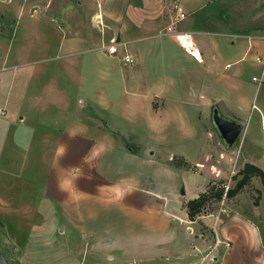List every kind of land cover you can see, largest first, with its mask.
Segmentation results:
<instances>
[{
    "label": "rangeland",
    "instance_id": "1",
    "mask_svg": "<svg viewBox=\"0 0 264 264\" xmlns=\"http://www.w3.org/2000/svg\"><path fill=\"white\" fill-rule=\"evenodd\" d=\"M124 1L0 0V105L7 107L0 115V251L10 264H81L83 255H120L110 234L117 222L134 231L131 237L163 222L210 236L216 217L224 230L236 229L225 219L229 208L221 211L235 196L212 198L194 220L187 201L209 186L234 187L246 161L264 169V62L255 58L264 60V52L249 46L252 38L233 37L242 58L225 71L241 70L244 103L238 104L231 89L224 97L219 87L205 88L197 77L204 65L159 31L140 40L126 36L138 57L125 64L123 48L116 55L98 48L112 38L124 40ZM205 6L197 14L205 29L264 35V0ZM182 27H196L191 16L179 22ZM192 36L196 45L203 37ZM219 38L232 46V37ZM214 103L243 125L229 148L211 122ZM63 128L80 135H64L55 152ZM89 145L95 154L87 152ZM186 161L195 166L186 169ZM238 193L246 213L235 216L241 246L256 234L248 214L256 216L264 237V187L253 177ZM257 254L245 253V264H257L248 260Z\"/></svg>",
    "mask_w": 264,
    "mask_h": 264
},
{
    "label": "crops",
    "instance_id": "2",
    "mask_svg": "<svg viewBox=\"0 0 264 264\" xmlns=\"http://www.w3.org/2000/svg\"><path fill=\"white\" fill-rule=\"evenodd\" d=\"M116 2L122 0H115ZM205 2L198 5H189L187 0H179L181 6L184 10V5H189L193 9L186 13L187 15L192 17V23L196 27L192 28H183L184 31L190 32L191 35L194 33L202 34L203 37L198 39L197 49L200 52V56H197L196 60L200 64L204 65L205 73L204 75L197 76L201 81H203V86L205 88L211 87H219L221 88V93L224 97L229 95V89H231L232 96H235V99L232 101L235 103H244V91L240 90V86H242V77L241 70L237 68L236 70H232L231 72L225 71V69L232 62H237L242 58V51H239V48L235 46L236 38L233 37H248L252 38L253 41H249V46H254L257 49H260L264 52V35L263 34H245L243 32H235L234 30H230L227 28L218 27L216 29H205L199 26L198 21V11L203 8V5L207 7L212 3L213 0H204ZM209 1L208 4L206 2ZM184 2V3H181ZM186 3V4H185ZM149 10V14L147 10ZM125 20L123 30V38L126 39V36H131L127 41L132 40H140L145 37H151V33L154 35L158 34V31L162 28L168 26L172 23L174 19H178V12L174 9V0H125L123 7ZM185 12V10H184ZM117 13V12H116ZM185 18L179 20V22L183 21ZM177 23V26L179 25ZM206 26V25H205ZM138 34H143V36H139ZM137 35V36H135ZM146 35V36H145ZM153 35V36H154ZM160 35V34H159ZM208 35V36H207ZM215 35V37H214ZM160 36H167V38L174 39L173 41H177L181 48H184L176 37L173 34H165ZM219 36H230L231 47H228L227 44L223 45L225 40L220 39ZM193 37V36H192ZM218 37V38H217ZM188 48V47H187ZM189 49V48H188ZM193 52L191 49H189ZM138 54V53H137ZM137 54H133L135 61L138 57ZM192 55V54H190ZM193 56V55H192ZM194 57V56H193ZM195 58V57H194ZM225 62L223 66L222 63ZM225 71V72H224ZM253 78V77H252ZM216 82L214 83V81ZM226 93V94H225ZM213 102L214 100L211 99ZM255 104V103H254ZM0 107H7L5 105H0ZM221 109V107H219ZM221 111V110H220ZM18 113V112H17ZM7 114V111H6ZM5 114V115H6ZM20 124H24L26 120L25 114H20L18 116ZM13 121V118H12ZM5 124V122H4ZM3 123H0L2 127ZM72 133L71 135H78V132H70L67 130L61 129L57 134L56 139V147L55 152L59 151L63 144V136L66 134ZM80 135V134H79ZM84 134H81L83 136ZM86 136V135H85ZM85 138V137H82ZM86 139V138H85ZM96 144V143H93ZM102 144L100 139L96 145L99 146ZM91 146V148H90ZM93 145H89V149L87 152L95 154L92 149ZM90 153L88 155H90ZM53 158V157H52ZM54 160V161H53ZM56 158L52 159L49 167V173L45 180V192L47 193V189L49 187V177L52 172V168ZM128 186H126L127 188ZM125 189V188H124ZM144 189V188H143ZM125 191V190H124ZM146 193H150L147 189L143 190ZM143 193V192H142ZM198 194L192 197H196ZM239 193L235 196L230 203V207L228 212H225V219H230L232 221V225L237 229L239 226L235 221V216H239L244 218L241 214L245 213L244 208L242 209L241 204L236 200L238 199ZM151 197V196H150ZM191 198V197H189ZM149 199V197H148ZM147 199V200H148ZM118 200V199H117ZM257 205H255L256 207ZM256 210H253L254 213ZM241 212V213H240ZM246 214V213H245ZM223 215V216H224ZM250 218V223L253 224L255 229V236L253 234L252 238H248L244 240V242L239 246V241L237 244L235 243L238 238L237 230L230 228L229 230H224L218 223L219 217H216L213 221V227L216 234H211L210 236L207 234H200L199 236L196 234L193 227L185 226L183 227L181 224H173L171 226H166L163 223H154L147 224L143 228H141V235H133L134 231L128 230L125 226L123 227L121 224H111L114 226V229L110 234L115 237L116 242H118L117 247H119L120 255L116 253L107 254L106 259L99 260H88L86 256H82L80 260H77V263L81 264H245L246 256L245 253H258L256 255V259L253 257H248V260L258 261L264 264V237L262 235V231L260 229L259 223L256 221V216L248 214ZM96 223H101L97 222ZM96 223H85L86 224H96ZM259 226V227H258ZM212 227V226H211ZM121 229H124L122 232ZM183 231V232H182ZM124 235V238L122 236ZM257 236V237H256ZM106 241L105 239H103ZM237 245V248L235 246ZM129 247L137 248L134 251H129ZM121 248H126L122 253ZM131 253V254H128ZM263 253V254H262ZM62 259L64 261H68L70 256H64Z\"/></svg>",
    "mask_w": 264,
    "mask_h": 264
},
{
    "label": "trees",
    "instance_id": "3",
    "mask_svg": "<svg viewBox=\"0 0 264 264\" xmlns=\"http://www.w3.org/2000/svg\"><path fill=\"white\" fill-rule=\"evenodd\" d=\"M190 162H185L186 169L193 168ZM241 177L237 180L234 187L225 190L223 187L217 188V186H209L205 191L201 192L197 197L191 198L187 201V213L190 219L194 220L196 215L201 212L205 204L212 198L214 200H221L225 197L233 198L247 183L251 181L253 177H258L264 187V169L259 165L246 161L239 171Z\"/></svg>",
    "mask_w": 264,
    "mask_h": 264
},
{
    "label": "built area",
    "instance_id": "4",
    "mask_svg": "<svg viewBox=\"0 0 264 264\" xmlns=\"http://www.w3.org/2000/svg\"><path fill=\"white\" fill-rule=\"evenodd\" d=\"M174 9L178 12V19H174L171 24H169L168 26H166V27L162 28L161 30H159V34L160 35H165V34H168V33L173 34L176 37V39L179 41V43L184 47V49L188 53L192 54L195 58H197V56H195V54L193 52H191L187 48V46H185L181 42V37L182 36H187L188 39L191 42H193V45L196 46V43L193 40V37H192L190 32L177 29V23L179 22V20L185 18V16H186V13L184 12L183 7L181 6L179 0H174ZM127 44H128V42L125 41V40H117L116 38H112L109 42L103 43L98 48L103 50L108 55H116L123 48L125 50V52H124V54L122 56V61L125 64H130V63H133L135 61V58H134L133 54L129 52V50L127 48ZM255 58L259 62H264V60H263V58L261 56H256ZM252 79L257 80V77L254 76ZM6 111H7V109L5 107H0V115H5ZM262 125L264 126V120H262ZM225 198L226 197L224 196L223 200H225ZM221 211L222 212L228 211V207L222 206L221 207Z\"/></svg>",
    "mask_w": 264,
    "mask_h": 264
},
{
    "label": "water",
    "instance_id": "5",
    "mask_svg": "<svg viewBox=\"0 0 264 264\" xmlns=\"http://www.w3.org/2000/svg\"><path fill=\"white\" fill-rule=\"evenodd\" d=\"M210 119L223 144L228 148L231 147L239 137L243 125L239 121L224 116L216 103L213 105ZM182 193L184 194L185 191L182 190ZM60 230H62V227ZM0 264H10L8 258L1 251Z\"/></svg>",
    "mask_w": 264,
    "mask_h": 264
},
{
    "label": "bare ground",
    "instance_id": "6",
    "mask_svg": "<svg viewBox=\"0 0 264 264\" xmlns=\"http://www.w3.org/2000/svg\"><path fill=\"white\" fill-rule=\"evenodd\" d=\"M181 42L187 46L189 49L193 51L194 54H196L198 57L200 56L199 50L193 45V42H191L187 36L181 37Z\"/></svg>",
    "mask_w": 264,
    "mask_h": 264
}]
</instances>
